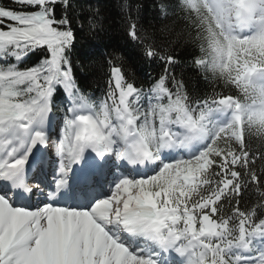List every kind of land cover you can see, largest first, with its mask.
I'll list each match as a JSON object with an SVG mask.
<instances>
[{"label": "snow or ice", "instance_id": "snow-or-ice-1", "mask_svg": "<svg viewBox=\"0 0 264 264\" xmlns=\"http://www.w3.org/2000/svg\"><path fill=\"white\" fill-rule=\"evenodd\" d=\"M76 6L0 0V264H264V0H158L173 24L152 31L119 0L162 71L113 50L99 96L74 73ZM181 41L210 93L176 75Z\"/></svg>", "mask_w": 264, "mask_h": 264}, {"label": "trees", "instance_id": "trees-1", "mask_svg": "<svg viewBox=\"0 0 264 264\" xmlns=\"http://www.w3.org/2000/svg\"><path fill=\"white\" fill-rule=\"evenodd\" d=\"M10 3V0H4ZM130 4L135 8L140 6V25L142 29L152 31L153 26L158 29L162 23L172 25V20L159 21L157 19L158 9L156 7L158 0H129ZM119 0H76V9L73 15L74 28L76 30L77 39L75 48L72 53L74 63V73L78 81L89 85L86 91L95 92L97 96L106 87L108 78V67H101L95 61L113 50H120L125 57L123 65L124 70L129 76H135L138 80H146L156 77L162 71V66L156 62L149 61L144 58L139 42L134 41L127 35L123 23V13L118 7ZM100 10V18L104 20L106 32L95 34V30H89V20L92 11ZM183 27V23L179 22L174 25L176 31ZM175 39V37H172ZM177 58L181 63L175 67L174 71L178 77H183L190 89L196 92H211L213 82L211 74L205 79V73L198 71L193 65L194 55H199V48L194 47L191 43L181 41L176 47ZM95 53L91 60L84 59V53ZM39 58V53L32 56L31 63ZM219 91V86H216Z\"/></svg>", "mask_w": 264, "mask_h": 264}]
</instances>
